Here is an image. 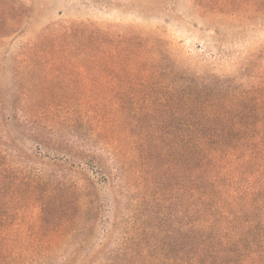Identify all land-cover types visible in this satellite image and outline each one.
<instances>
[{
    "label": "trees",
    "instance_id": "trees-1",
    "mask_svg": "<svg viewBox=\"0 0 264 264\" xmlns=\"http://www.w3.org/2000/svg\"><path fill=\"white\" fill-rule=\"evenodd\" d=\"M189 3L264 27V0ZM101 42L83 69L61 48L11 57L0 264H264V47L221 76L158 38ZM55 72L63 90L37 91Z\"/></svg>",
    "mask_w": 264,
    "mask_h": 264
},
{
    "label": "rangeland",
    "instance_id": "rangeland-1",
    "mask_svg": "<svg viewBox=\"0 0 264 264\" xmlns=\"http://www.w3.org/2000/svg\"><path fill=\"white\" fill-rule=\"evenodd\" d=\"M228 23L200 17L189 0H0V82L6 92L13 87L11 57L23 48L38 53L65 49L67 58L63 51L56 53L62 63L83 69L101 41L109 45L128 35L158 38L173 60L198 74L236 76L245 60L264 47V27L243 31ZM59 74L49 77L48 85L55 88L39 81L36 90H63ZM9 105L14 106L12 101Z\"/></svg>",
    "mask_w": 264,
    "mask_h": 264
}]
</instances>
